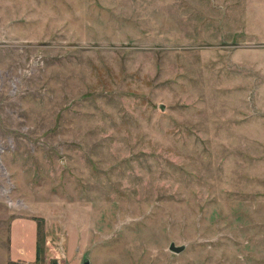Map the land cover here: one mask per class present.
<instances>
[{"label":"rangeland","instance_id":"obj_1","mask_svg":"<svg viewBox=\"0 0 264 264\" xmlns=\"http://www.w3.org/2000/svg\"><path fill=\"white\" fill-rule=\"evenodd\" d=\"M24 214L45 264H264V0H0V264Z\"/></svg>","mask_w":264,"mask_h":264},{"label":"crops","instance_id":"obj_2","mask_svg":"<svg viewBox=\"0 0 264 264\" xmlns=\"http://www.w3.org/2000/svg\"><path fill=\"white\" fill-rule=\"evenodd\" d=\"M37 221L32 215H14L9 218L6 238V256L1 264H45L44 257H41V244L39 243ZM37 246V248H36ZM49 251V249L47 248ZM47 251L46 255H49ZM63 248L53 256L63 257Z\"/></svg>","mask_w":264,"mask_h":264},{"label":"water","instance_id":"obj_3","mask_svg":"<svg viewBox=\"0 0 264 264\" xmlns=\"http://www.w3.org/2000/svg\"><path fill=\"white\" fill-rule=\"evenodd\" d=\"M159 108H162V103H159ZM168 248L173 251H178L180 248H182V244H174L172 241L169 242ZM80 264H89V260L87 257H83L81 259Z\"/></svg>","mask_w":264,"mask_h":264},{"label":"built area","instance_id":"obj_4","mask_svg":"<svg viewBox=\"0 0 264 264\" xmlns=\"http://www.w3.org/2000/svg\"><path fill=\"white\" fill-rule=\"evenodd\" d=\"M19 264V263H18ZM55 264H59V262L56 260Z\"/></svg>","mask_w":264,"mask_h":264},{"label":"trees","instance_id":"obj_5","mask_svg":"<svg viewBox=\"0 0 264 264\" xmlns=\"http://www.w3.org/2000/svg\"><path fill=\"white\" fill-rule=\"evenodd\" d=\"M38 224V223H37ZM38 231H39V228H38ZM38 237H39V235H38ZM38 241H39V239H38ZM36 248H37V246H36Z\"/></svg>","mask_w":264,"mask_h":264}]
</instances>
